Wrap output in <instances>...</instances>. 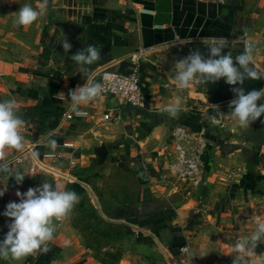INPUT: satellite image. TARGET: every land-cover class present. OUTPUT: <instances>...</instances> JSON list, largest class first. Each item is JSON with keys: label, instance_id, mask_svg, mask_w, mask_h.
Here are the masks:
<instances>
[{"label": "crops", "instance_id": "0c3cea01", "mask_svg": "<svg viewBox=\"0 0 264 264\" xmlns=\"http://www.w3.org/2000/svg\"><path fill=\"white\" fill-rule=\"evenodd\" d=\"M25 3L36 7L40 0H0V101L16 100L25 137L24 152H7L12 168L25 173L23 182L0 174V188L7 187L0 196V240L11 222L3 213L9 202H19L17 191L44 182L78 190L87 183L85 173L102 163L96 149L103 144L126 151L145 176L165 178L167 154L172 153L165 145L173 127L184 123L183 128L191 129L196 123L194 136L201 138L199 180H174L164 187L167 194L153 199L149 216L155 220L156 234L149 233L152 239L164 240L171 264L174 256L181 257L182 264H233L235 243L255 231L257 219L264 220V146L223 144L219 149V134L204 132L199 110L210 108L201 100L197 102L202 108H193L194 113L187 99H180L182 110L175 118L161 109L179 97L175 60L195 49L206 54V46L214 40H226L233 57L252 42L253 67L264 74V0H49L47 12L37 21L17 26L18 10ZM63 36L72 45L68 53L60 43ZM87 45H95L101 55L84 73L71 56ZM143 47L158 51L140 62L146 108L102 93L79 106L86 115L65 118L73 111L72 90L92 80L101 82L104 71L129 73L131 56ZM106 113L112 117L105 119ZM49 133L59 145L55 152L44 146ZM32 152L39 155L32 157ZM233 168L239 172L230 178ZM152 197L146 190L135 205L144 206ZM77 208L57 225L47 253L0 264H104L85 241ZM185 219L191 220L189 227ZM206 219L219 221L208 229L200 224ZM183 246L185 251L180 250ZM255 251L252 260L264 257V243Z\"/></svg>", "mask_w": 264, "mask_h": 264}, {"label": "clouds", "instance_id": "9594fccd", "mask_svg": "<svg viewBox=\"0 0 264 264\" xmlns=\"http://www.w3.org/2000/svg\"><path fill=\"white\" fill-rule=\"evenodd\" d=\"M223 2V0H221ZM49 6V0H40L33 7L31 4H23L17 13L15 23L17 26L28 27L43 16ZM64 52L68 53L72 45L65 36L60 38ZM207 53L199 49L190 50L189 55L175 60V81L180 90H186L193 83L206 81H218L225 78L230 85L243 84L246 77L258 79L264 77L254 67L253 52L255 45L252 42L245 43L244 51L232 56L231 50L226 54L223 49L229 47L226 40H214L207 46ZM233 47V45H231ZM100 50L95 45H87L85 48L72 54L71 59L81 66L84 73L89 72L90 66L100 58ZM242 69V71H241ZM235 98L229 102V113L240 129H248L251 124L264 115V89L252 90L245 94L243 88L232 89ZM104 92L101 82L92 80L75 88L70 92L72 108L76 115H84L78 108L99 98ZM215 115L211 117L214 125L221 123L220 117L224 115L219 105H214ZM182 110L180 98L175 102L165 105L161 111L175 118ZM24 120L18 114L17 102L13 98L0 101V174L5 179H15L21 184L25 173L12 168L7 162L9 149L16 152L25 151V137L22 134ZM52 133L47 134L45 147L55 152L59 147L56 139L51 138ZM32 157L39 154L32 152ZM7 190L0 188V196ZM19 202H9L3 215L11 218L8 224L9 230L0 240V260L22 261L36 253H47L49 242L53 240L57 225L70 217L75 206L80 201V196L72 190L62 188L58 184L44 182L42 185L29 188L26 192L17 191ZM264 243V220L257 219L256 229L249 236L238 240L233 246V264H264V257L252 260L257 256L256 249ZM67 246V244H66Z\"/></svg>", "mask_w": 264, "mask_h": 264}, {"label": "rangeland", "instance_id": "374dc122", "mask_svg": "<svg viewBox=\"0 0 264 264\" xmlns=\"http://www.w3.org/2000/svg\"><path fill=\"white\" fill-rule=\"evenodd\" d=\"M157 53L156 50L151 52L149 58ZM206 91V85L193 83L186 90L179 89L177 95L181 100L187 99L189 106H192L190 110L194 113L195 109L193 108H202L197 102L198 100L203 101V105L209 106L210 109H206L207 111L204 113L199 110V113L203 114L201 120L202 125H205L204 132L219 134V149L223 147V144H233L237 148L246 147L249 144L250 148L254 149V142L246 141L244 138V133L254 128L253 124L248 129L237 127L229 113L231 100L220 104H211L207 101ZM259 103H264L263 99L258 101ZM214 105H219L220 111L224 113L220 117L221 123L219 125H214L211 122V117L215 115ZM176 127L182 126L176 124L173 129L175 130ZM185 128L190 135L195 131L192 127L191 129ZM198 137L185 136L180 137L178 141L188 151L198 152L200 148V144H197ZM173 138L174 136L170 135L165 145L166 149L171 147L173 150L175 148ZM199 140H201L200 137ZM106 145L109 147L110 155L104 162L101 161L100 165L85 173L83 178L87 183L82 184L75 191L80 196L76 220L85 234L86 243L94 249L91 253L104 264H171L170 259L165 254L167 252L163 248L164 240L157 238L158 236L152 239L153 235L149 233L156 234L155 220L144 215L128 217L126 212L130 208L139 206L135 204L141 201L146 190L150 191L152 198L156 201L158 196L167 194L166 188L169 187V184L172 185L174 180H191L179 178L169 169L170 159L173 157L169 153L167 154L166 169L162 172L163 175L169 173L168 176L164 175L165 178L158 177L155 179L154 173L146 174L147 182L143 185L138 175V170L141 168L140 164L128 159L126 151L116 150L112 145ZM164 187L166 188L164 189ZM121 209H123V213H120ZM164 209L170 210L171 208L164 206ZM189 219L184 220V223L187 224L186 227H189L188 224L191 222ZM218 221L213 224L209 219H206L200 221V224L211 229L217 226ZM197 223L196 220L195 224ZM173 259L175 264L185 263L181 257L174 256Z\"/></svg>", "mask_w": 264, "mask_h": 264}, {"label": "built area", "instance_id": "2783aa9c", "mask_svg": "<svg viewBox=\"0 0 264 264\" xmlns=\"http://www.w3.org/2000/svg\"><path fill=\"white\" fill-rule=\"evenodd\" d=\"M217 1L221 2V0ZM248 42L250 41H247V43ZM153 51H155L153 48L143 47L134 53L131 56L133 67L129 73L124 74L104 71L101 78V83L104 85L103 93L118 96L121 98L122 102L131 104L135 108H146L147 100L146 94L143 90L140 62L143 59H147ZM82 112L84 115H86V112ZM75 116L78 115H76L74 111H70L65 114L66 119H73ZM111 117L112 115L109 113L104 115L105 119H110ZM172 135L174 136L172 140L174 141L175 148L172 150L174 158L169 163V169L172 170L179 178L189 179L191 181L197 182L200 177L199 175L202 166L200 155L198 152L188 151L183 145H181V142L178 141L180 137H191L195 134L193 133L190 135L185 128L176 127ZM238 172L239 169L233 168L229 171L228 176L233 178L238 174ZM180 250L185 251L186 247L183 246L180 248Z\"/></svg>", "mask_w": 264, "mask_h": 264}, {"label": "water", "instance_id": "95a60500", "mask_svg": "<svg viewBox=\"0 0 264 264\" xmlns=\"http://www.w3.org/2000/svg\"><path fill=\"white\" fill-rule=\"evenodd\" d=\"M228 50L223 49V53L226 54ZM190 52L183 53V57L189 55ZM242 71V69H241ZM207 87V101L211 104H220L235 98V93L232 91L235 87L243 88L245 94L252 90H261L264 89V77L258 79H252L246 77L243 84L230 85L226 83L225 78H221L218 81H206ZM254 128L244 133V138L246 141H253L256 146H264V116H261L253 123ZM96 153L100 161L104 162L108 156V148L106 145H101L96 149ZM120 213H123V209L120 210Z\"/></svg>", "mask_w": 264, "mask_h": 264}, {"label": "trees", "instance_id": "16d2710c", "mask_svg": "<svg viewBox=\"0 0 264 264\" xmlns=\"http://www.w3.org/2000/svg\"><path fill=\"white\" fill-rule=\"evenodd\" d=\"M181 125H185L184 123L183 124H178V126H181ZM196 123H193L191 126L193 128V130H196L197 127L195 126ZM153 126V124H149V130L147 131H150V128ZM200 128V127H198ZM115 145V144H114ZM138 175H139V178L141 180V182L144 184L147 182L146 178H145V172L142 168H140L138 170ZM148 203H146V205L144 206H140V207H135V208H130L126 213H127V216L130 217V216H140V215H144V216H150L151 213V209H152V202H153V198H148L147 201ZM155 209H161V208H155Z\"/></svg>", "mask_w": 264, "mask_h": 264}]
</instances>
